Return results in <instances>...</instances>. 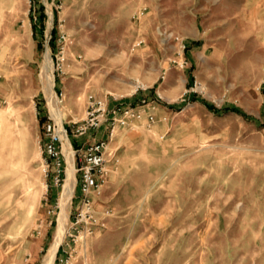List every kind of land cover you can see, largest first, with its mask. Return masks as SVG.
Here are the masks:
<instances>
[{
    "label": "rangeland",
    "instance_id": "rangeland-1",
    "mask_svg": "<svg viewBox=\"0 0 264 264\" xmlns=\"http://www.w3.org/2000/svg\"><path fill=\"white\" fill-rule=\"evenodd\" d=\"M210 3L0 0V264H48L63 214L55 264H264V7ZM48 49L74 152L110 133L73 136L91 94L155 116L116 126L93 217L65 146L46 171Z\"/></svg>",
    "mask_w": 264,
    "mask_h": 264
},
{
    "label": "built area",
    "instance_id": "built-area-1",
    "mask_svg": "<svg viewBox=\"0 0 264 264\" xmlns=\"http://www.w3.org/2000/svg\"><path fill=\"white\" fill-rule=\"evenodd\" d=\"M142 10L140 14H144ZM144 40H140L137 45H141ZM186 61H183L185 63ZM64 94L60 93L59 98L61 102L64 100ZM87 116L82 121H74L75 129H72L73 136L83 137L92 129H99L104 123H109L111 126L110 133L107 138H99L94 141L87 140L81 144L75 153L79 157V167L77 173L80 178H77V185L81 190V203L86 212L93 217L92 202L93 194H100L102 187L107 181L108 175V144L109 139L114 137L116 126H126L133 119H142L146 117L148 121L154 122L155 116L149 104L144 101L139 105H115L110 104L97 95L91 94L88 98ZM155 108V107H153ZM64 129L68 133V128L64 123ZM45 132L47 140L44 142V153L46 155L44 162L46 163V171L51 172L49 167L53 164L52 180L55 185H60L64 175L62 169L64 155L63 142L59 131V125L56 120L50 116L45 124ZM76 164V163H75Z\"/></svg>",
    "mask_w": 264,
    "mask_h": 264
},
{
    "label": "bare ground",
    "instance_id": "bare-ground-1",
    "mask_svg": "<svg viewBox=\"0 0 264 264\" xmlns=\"http://www.w3.org/2000/svg\"><path fill=\"white\" fill-rule=\"evenodd\" d=\"M53 19H54V16L52 13H50V22H49L50 25H52V23H54ZM45 68H46V86H45L46 91L49 93V96H50V99H51V102L53 105V111H54V114H55L56 119H57L56 122L59 125V131H60V134L62 137L63 148L65 146L64 149L66 150L67 157H68V163H69V166L67 167L68 179L67 178L65 179V181L67 180V185H66L67 201L64 202V204H63V206H65L63 208L65 211L67 209V207L69 206V200L75 194V189H76V184H77V167L75 164V152H74L72 141L69 137V133H67L64 129V111L61 107L58 106V103H59L58 97L59 96L57 95L56 90H55L54 64H53V60H52L51 53H50L49 49L46 52V67ZM136 87H135V89H136ZM66 224H67V219H66L65 215L63 214L61 216V221L59 224L60 225L59 226V238H58L57 242L54 243L53 246H50L51 249H50V253L48 255V264H55V259H56V255H57L59 245L62 243V241L64 239V236L66 234L65 231H67V230H65ZM56 239H57V237H56Z\"/></svg>",
    "mask_w": 264,
    "mask_h": 264
},
{
    "label": "crops",
    "instance_id": "crops-1",
    "mask_svg": "<svg viewBox=\"0 0 264 264\" xmlns=\"http://www.w3.org/2000/svg\"><path fill=\"white\" fill-rule=\"evenodd\" d=\"M212 1V3H210V5H212L213 8L215 6H224L226 8L229 9V11L225 12L226 14H234V15H246V14H250L252 11H254L256 9V7H258V5H261L262 7H264V0H210ZM220 2V4H218ZM200 7H202L201 10H197L196 12L199 14L200 12L202 13L203 11L205 12L206 8L208 7L207 5H200ZM198 8V7H197ZM224 13V12H223ZM197 29L200 31V27H197ZM194 39V41L197 42L198 45L201 44L200 41H202V36L200 34L194 35L192 37ZM85 139V138H84ZM88 138L85 139L84 141H79L81 142V144H84L85 142H87Z\"/></svg>",
    "mask_w": 264,
    "mask_h": 264
}]
</instances>
